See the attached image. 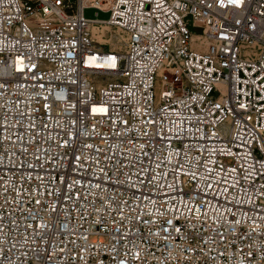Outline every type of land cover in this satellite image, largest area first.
I'll return each instance as SVG.
<instances>
[{
  "label": "built area",
  "instance_id": "1",
  "mask_svg": "<svg viewBox=\"0 0 264 264\" xmlns=\"http://www.w3.org/2000/svg\"><path fill=\"white\" fill-rule=\"evenodd\" d=\"M122 261L264 264V0H0V264Z\"/></svg>",
  "mask_w": 264,
  "mask_h": 264
},
{
  "label": "bare ground",
  "instance_id": "2",
  "mask_svg": "<svg viewBox=\"0 0 264 264\" xmlns=\"http://www.w3.org/2000/svg\"><path fill=\"white\" fill-rule=\"evenodd\" d=\"M109 24L107 22H99L98 24H94L92 26V32L94 34V38L96 42L99 44L100 48L105 50L106 45H111L112 50L121 49L129 42V36L127 34H123L121 31H117L115 36L106 37V33L111 32V28H109ZM112 42L114 43L112 45ZM97 111V110H96Z\"/></svg>",
  "mask_w": 264,
  "mask_h": 264
},
{
  "label": "rangeland",
  "instance_id": "3",
  "mask_svg": "<svg viewBox=\"0 0 264 264\" xmlns=\"http://www.w3.org/2000/svg\"><path fill=\"white\" fill-rule=\"evenodd\" d=\"M109 28H111V32H108V33H106V37L107 38H109V36H115L116 35V33H117V29H115V28H113V27H111V26H109ZM115 43V42H114ZM113 42H112V45L114 44ZM105 49H107V50H112L111 49V45H106L105 46Z\"/></svg>",
  "mask_w": 264,
  "mask_h": 264
},
{
  "label": "water",
  "instance_id": "4",
  "mask_svg": "<svg viewBox=\"0 0 264 264\" xmlns=\"http://www.w3.org/2000/svg\"><path fill=\"white\" fill-rule=\"evenodd\" d=\"M94 13H95V11L91 10V11H89V12L87 13V15H88V17H90V18H94ZM99 18H100V19H108V18H109V15L104 14V13H100Z\"/></svg>",
  "mask_w": 264,
  "mask_h": 264
},
{
  "label": "snow or ice",
  "instance_id": "5",
  "mask_svg": "<svg viewBox=\"0 0 264 264\" xmlns=\"http://www.w3.org/2000/svg\"><path fill=\"white\" fill-rule=\"evenodd\" d=\"M231 2L239 5L241 3V0H231ZM121 264H124V262L122 261Z\"/></svg>",
  "mask_w": 264,
  "mask_h": 264
}]
</instances>
